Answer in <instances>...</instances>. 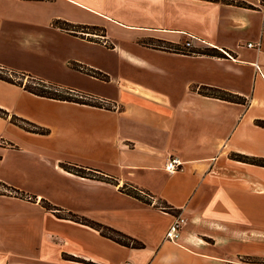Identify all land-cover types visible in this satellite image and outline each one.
<instances>
[{
  "label": "crops",
  "instance_id": "obj_1",
  "mask_svg": "<svg viewBox=\"0 0 264 264\" xmlns=\"http://www.w3.org/2000/svg\"><path fill=\"white\" fill-rule=\"evenodd\" d=\"M235 1L247 6L0 0V67L109 106L42 97L0 79V159L18 156L0 172V186L19 191L0 192V264H264V167L233 157L264 158V128L256 125L264 120V0ZM191 36L188 52L168 49ZM214 49L220 54L204 53ZM12 118L49 132L26 131ZM169 157L183 169L167 172ZM68 212L142 246L116 243L63 218ZM177 215L186 224L170 241Z\"/></svg>",
  "mask_w": 264,
  "mask_h": 264
},
{
  "label": "trees",
  "instance_id": "obj_2",
  "mask_svg": "<svg viewBox=\"0 0 264 264\" xmlns=\"http://www.w3.org/2000/svg\"><path fill=\"white\" fill-rule=\"evenodd\" d=\"M210 1H219V0H210ZM224 3H228V4H233V5H237V6H243L246 7V3L244 2H239V1H235V0H221ZM57 24H62L60 25L62 28L64 29H70L67 28L66 26H68L67 23L64 22H60V21H56ZM81 29H84L83 31H85V29H92L95 30L94 27L92 28H88V27H81ZM75 30V29H73ZM89 32V31H86ZM174 51H182L179 48H168ZM204 53H209L212 55H219L220 53L217 50H210V51H206ZM73 67H75L76 69L83 71L85 73H88L92 76L104 79L106 78L105 75L100 74L97 71L88 69V68H84L80 65H73ZM13 74H17V80L13 79L12 75ZM24 78H29L32 81H36V85L34 86H30L27 85L26 83H23L21 79ZM0 79L12 84H16L19 86H22L25 90L38 95V96H42V97H47V98H52V99H57V100H66V101H72V102H77V103H85V104H89V105H93V106H98V107H106L109 108V106H105L103 105L101 102L99 101H94V100H89L86 99L84 97H78L76 95L71 94L69 91L70 90H66V94L65 95H61V89L52 86V85H48L45 82H43L40 79L34 78L33 76L29 75L26 76V74L24 73H15L9 70H6L2 67H0ZM199 93H201L202 95H206V96H211V97H216V98H220V99H224V100H228V101H237L238 99L236 98V96H234L233 94L223 91V90H219V89H212V88H205V87H200L198 89ZM63 93V92H62ZM4 111H2L0 109V115H3ZM11 121L13 123H15L16 125H18L20 128L29 131V132H34V133H39V134H47L49 131L46 128H42L36 124H33L25 119L22 118H12ZM256 125L261 126L264 128V120H257L256 121ZM234 159L242 161V162H248L254 165H259V166H263L264 167V158H256V157H247V156H243V155H234L233 156ZM66 170H68L69 172H73L75 174H78L80 176H84V177H89V178H95V179H100V180H105L108 181L107 178L103 177V176H96L94 174H92V172H86L84 169L82 168H76V167H68V166H63ZM7 188V187H6ZM11 190L19 192L17 189L15 188H11L9 187ZM125 189V191L129 194H131L132 196L140 199L141 201L145 202V203H151V199L148 197H144L142 195L139 194V192L137 191L136 188L134 187H127L124 186L123 187ZM41 205L48 211H52L53 213H58L57 211L60 210L58 208H56L54 205L50 204L47 201H44L41 203ZM160 206L161 209L163 210H168L167 206L164 205H158ZM58 215V214H57ZM63 218L65 219H69L78 223H82L85 225H88L94 229H96L102 236L107 237L109 239H111L112 241L119 243L121 245L124 246H128V247H136V248H140L142 246L141 243H139L138 241L134 240L133 238L127 236L126 234L115 230L109 226L103 225L101 223L95 222L93 220H89V219H85V218H79L78 216H76L75 214L68 212L66 214V216H63ZM63 257L65 259H69V260H73V261H79V262H84L81 259L75 258L73 256H66L63 255Z\"/></svg>",
  "mask_w": 264,
  "mask_h": 264
},
{
  "label": "built area",
  "instance_id": "obj_3",
  "mask_svg": "<svg viewBox=\"0 0 264 264\" xmlns=\"http://www.w3.org/2000/svg\"><path fill=\"white\" fill-rule=\"evenodd\" d=\"M192 36L190 39L185 41L182 46L181 50L188 52L192 48ZM248 47H255L258 48L259 44L247 43ZM71 94L75 93L76 96L82 97L80 94H77L75 91L70 90ZM164 169L169 173H174L177 171L182 170V162L176 157H169L168 160L165 162ZM140 195L144 197L150 198L149 195L145 194L142 190H137ZM151 199V198H150ZM186 224V218L182 217L181 215H177L174 217V220L170 224L169 228L165 233V239L170 241H175L182 229V227Z\"/></svg>",
  "mask_w": 264,
  "mask_h": 264
},
{
  "label": "rangeland",
  "instance_id": "obj_4",
  "mask_svg": "<svg viewBox=\"0 0 264 264\" xmlns=\"http://www.w3.org/2000/svg\"><path fill=\"white\" fill-rule=\"evenodd\" d=\"M12 77H13V79L17 80L18 75L17 74H13ZM21 80H22L23 83H26L27 85H30V86L36 85V81H34V80L32 81L29 78H24V79H21ZM61 91L63 92V93L61 92V95H65L66 92H67L66 90H61ZM73 95H75V93H73ZM82 97H84V96H82ZM3 138H4V141H10L9 139H7L5 137H3ZM9 143L12 144L11 141ZM5 144H7V142ZM14 154H16V153L6 154L3 159L2 158L0 159V172H5V170L7 169V167H9L10 164H14V163L18 162V158H17L18 156L17 155H14ZM26 168L27 167L25 166L23 168L22 167H19L18 169H26ZM0 192H2L4 194H13V191H11L9 188L3 187V186H0Z\"/></svg>",
  "mask_w": 264,
  "mask_h": 264
}]
</instances>
